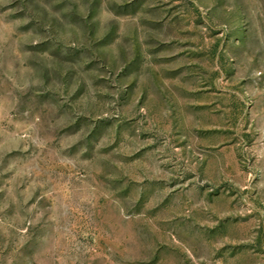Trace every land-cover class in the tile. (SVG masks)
<instances>
[{"label": "rangeland", "instance_id": "obj_1", "mask_svg": "<svg viewBox=\"0 0 264 264\" xmlns=\"http://www.w3.org/2000/svg\"><path fill=\"white\" fill-rule=\"evenodd\" d=\"M0 264H264V0H0Z\"/></svg>", "mask_w": 264, "mask_h": 264}]
</instances>
